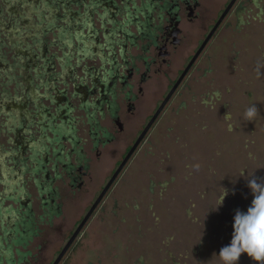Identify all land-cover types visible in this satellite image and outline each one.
I'll return each mask as SVG.
<instances>
[{"label":"rangeland","instance_id":"rangeland-1","mask_svg":"<svg viewBox=\"0 0 264 264\" xmlns=\"http://www.w3.org/2000/svg\"><path fill=\"white\" fill-rule=\"evenodd\" d=\"M9 1L0 4V158L4 168L0 202L4 218L14 224L17 205L4 198L31 200L35 213L40 212L38 191L27 183V178L33 166L43 163L28 161V155L31 157L30 153L35 152L47 158L53 150L62 153L63 163L72 161L76 146L66 123L72 125L77 115H84L71 108L66 119L60 115L57 122L65 127L61 141L56 138L55 142L53 135L39 129L38 126L49 124L55 117L54 113L48 115V104L40 99L45 91L40 89L42 82L37 80L35 70L50 76L52 92L56 90L54 80L59 74L65 80L74 74H84L90 85L99 90L93 99L101 100L102 85L106 91L111 75L108 71L121 62V52L127 54L131 49V40L124 32L136 34L137 30L136 4L120 9L110 4L102 9L100 13L105 14L107 22L102 27L92 20L94 10L86 7L74 8L77 17L69 18V24L48 26L33 20L40 10L24 8L28 0H18L23 7H14ZM226 1L203 0L206 10L203 19L215 21ZM241 1L249 6L247 0ZM235 11L228 13L183 86L112 184L104 211L96 213L71 255L61 264H222L218 255L222 247L231 243L236 211L246 213L254 198L248 179L254 177L264 182V13L257 18L256 8L243 12L240 24ZM66 12L71 13V9ZM15 14L27 16L32 22H10ZM50 29L60 30L61 38L58 31L46 36ZM200 33L201 30L196 31L195 40H187L186 54L194 49ZM50 43L55 44L48 52ZM58 62L60 68L49 69L50 64ZM175 75L174 70L171 77ZM162 82L165 85L161 90L145 97L144 104L149 107L146 112L161 103L168 81ZM16 85H20L18 90ZM60 89L64 90V85ZM31 101L34 103L28 105ZM253 105L258 114L248 121L244 113ZM145 115L136 117V127L144 123ZM9 116L19 130L7 137L2 133V125L9 123ZM82 120L75 134L82 141L77 150L89 146L84 131L87 124ZM8 139L14 149L6 148ZM125 147L123 140L106 146L100 166L96 168L95 164V170H91L89 188L74 196L69 193L72 196L69 198L63 195L61 215L70 223L81 215ZM112 149H117L115 154ZM11 151L21 157V163L9 162ZM197 164L199 170L194 167ZM61 189L68 190V185H62ZM225 189L229 194L223 205L218 211L212 210L218 206ZM64 216L47 228L39 240L46 241V259L57 256L56 249L63 238L57 226ZM0 243V252L9 253L5 240ZM238 264L257 262L244 253Z\"/></svg>","mask_w":264,"mask_h":264},{"label":"flooded vegetation","instance_id":"flooded-vegetation-1","mask_svg":"<svg viewBox=\"0 0 264 264\" xmlns=\"http://www.w3.org/2000/svg\"><path fill=\"white\" fill-rule=\"evenodd\" d=\"M231 1L232 0H227L223 11L218 13L215 21L210 22L203 19L204 13L206 12L203 0L27 1L24 8L29 6L32 8L36 7L40 10L39 14L33 15V20L48 26L69 24V18L77 17L78 12L73 9L86 7L92 11L94 10L91 14L92 20L100 23V26L102 27L107 23L104 20L105 14L100 13L102 9H105V7L110 4L118 9L124 6L129 7L130 4H136L134 8V23L136 25H133H135L134 27H136L137 32L136 34L132 32H124V35L131 40V46L129 47L131 49L127 54H124V51L121 52V62L118 64L116 63L114 68L108 71L111 75L108 79L109 82L106 91L102 85L101 94L103 97L101 100L96 101L93 99L96 94H99V90L94 87L92 83L90 85L83 72V76L74 74L72 75V78H68L67 80H65L63 75L59 74L54 80L56 90L52 92L53 89L49 86L51 80L50 76L48 74H39V72L35 70L36 78H38L37 80L42 82L40 89L43 88L45 91L40 99H42L46 105L48 104L46 109L48 115L50 116L54 113L55 117L54 120L53 118L51 119L49 124L44 123L42 126H38L39 129L46 130L50 135H53V138L55 137V142L56 138L61 141L62 138L60 135L62 134V129L65 127L62 128L57 122L59 121L60 115L66 119L68 117V109L70 108L78 113L83 112L84 115H77V120L75 119V122L72 125L66 123V126L71 128L72 134H74V136L72 135V138H74V145L76 146L72 150L73 155H75V158H72V161L68 160L67 163H63L62 153L60 152L59 154H56L53 150H50L51 152L48 154L49 156L47 158L44 156L41 157L35 152H31V157L29 155L27 157L28 161L33 160L35 163L36 161L41 160L43 163L42 166L39 167L33 166L32 170L29 171V177L27 178V183L35 186L38 191L40 212L38 214L35 213L32 208L31 200L25 202L21 201V198L19 200L17 198H4L6 201L11 200L14 206L17 205L15 207L17 214L16 221L14 224L12 223V225L4 218L3 202H0V241L5 240L6 248L9 251L7 254L0 252V261H5L6 264H53L64 247L68 244L73 234L78 230L84 218L87 216V213L92 208L114 172L136 143L137 139L157 111L159 105L186 69L209 33L216 26L221 15ZM260 1L262 0H247V2H249V7L248 5H243L241 0H234L229 11L220 21L213 35L190 67L166 106L175 96L178 89L183 86L186 77L195 66L200 55L207 47L210 40L214 37L217 29L223 23L228 13L231 10H236V16L241 24L242 20L240 19V14L250 11L252 8H256L259 10L256 16L257 18H260L262 13H264V4H260ZM9 2L14 7H23V5L19 4L18 0H11ZM1 3L3 5V0H0V4ZM52 8H54V10H52ZM66 9H71V13H67ZM63 11L67 14H63ZM51 12H54V14ZM10 22L30 24L32 19L30 20L29 17L21 14H15L10 19ZM124 24L127 26L128 22H124ZM208 27H210V30L207 31L206 29ZM199 30H201L202 33H200V36L197 38L196 46L186 54L187 43H189L187 40L190 38H194L195 40V33ZM56 31L59 33L58 38H61L62 33L60 30L55 29L48 30L46 36L50 33L53 34ZM54 44L50 43L49 47H47L48 52L54 47ZM57 66L59 68L61 67L60 62L56 65L50 64L49 69H56ZM174 70L176 71V75L175 77H171ZM164 79H167L168 82L166 84V89L164 90L166 93L162 98L161 103L156 105L154 109L146 112L149 107L144 104L145 97H147L150 92L161 90L162 86L165 85L162 82ZM61 85H64V90L60 89ZM19 86L20 85H16L15 89L18 90ZM77 99L80 101L79 104L77 103ZM103 99H105L104 102H102ZM66 102H68L67 105L65 104ZM32 103L34 102L31 101L28 105ZM38 107L39 106L37 105L36 108L38 109ZM143 113L146 114L145 120L143 121L144 123L136 127L137 124L135 119ZM2 116L6 117L5 114H2ZM159 116L151 125L147 134L137 146L128 162L132 159L140 145L146 139L148 133L156 124ZM9 117V123H3L2 125L4 129L2 133L7 137L14 135L15 131L19 130L16 126L17 124H13V121L11 120L12 117ZM83 118L85 122L84 120H82V122L87 124V130L84 131L88 134L89 146L85 149L81 147L80 150H77V147L81 146V140H78L76 135L80 127L79 120ZM135 127L137 128L136 132L134 131ZM13 128L15 130H13ZM122 140L126 142V147L120 154V157L116 159L113 167L110 170L107 169L108 171H111V173L106 175L102 184H100L98 190L91 198V201L88 202L81 215H78L76 220L70 223L64 215H61L65 203L63 201V195L69 198L72 197L70 194L74 196L75 193L81 192L84 188H89L87 183L89 179L93 178L91 170L94 166L96 167L95 164H97L96 168L100 166L104 151L107 150L105 149L106 146L112 143H120ZM5 144L6 146L8 145V147H6L8 150L14 149V144L10 139H8ZM49 144V149H51L52 141H49ZM24 150L26 151L27 148H24ZM116 150L117 149H112V153L115 154ZM9 153V162L14 164L21 163L20 156L15 154L14 151ZM1 159L2 158H0V184L3 185L1 178H3L4 168ZM128 162L124 165L123 169L128 165ZM61 163L63 164L62 167L60 165ZM101 167L105 169L104 165H101ZM116 180L117 178L115 181ZM115 181L113 183H115ZM57 182H61V185H57ZM62 185H68V190L65 189L62 191ZM110 188L98 203L92 214L85 221L59 264L63 263L71 255L78 243L77 241L86 231L96 213L98 211H104L105 199L110 192ZM61 216L64 217L59 220L57 230L63 238L56 249L57 256L51 259H46L44 254L46 251V241L39 240L44 237L47 228H52L56 220Z\"/></svg>","mask_w":264,"mask_h":264},{"label":"clouds","instance_id":"clouds-1","mask_svg":"<svg viewBox=\"0 0 264 264\" xmlns=\"http://www.w3.org/2000/svg\"><path fill=\"white\" fill-rule=\"evenodd\" d=\"M257 72H259V68ZM257 114L258 108L253 105L246 109L244 118L252 121ZM231 130L232 126L229 125V131ZM194 167L199 170L200 165L197 164ZM243 175L244 173L241 176ZM247 184L254 198L246 213L240 210L236 211L231 243L222 247L218 255L222 264H238L244 253L257 264H264V182H258L253 177L248 179ZM228 194L225 189L219 198L218 206L212 210L218 211Z\"/></svg>","mask_w":264,"mask_h":264},{"label":"water","instance_id":"water-1","mask_svg":"<svg viewBox=\"0 0 264 264\" xmlns=\"http://www.w3.org/2000/svg\"><path fill=\"white\" fill-rule=\"evenodd\" d=\"M233 2H234V0H232L230 2V4L228 5V7L225 9V11L223 12V14L221 15V17H220L218 23L216 24V26L209 33V35L207 36V38L205 39V41L203 42V44L201 45V47L199 48V50L197 51V53L195 54V56L192 58V60L190 61V63L186 67V69L183 71V73L178 78V80L176 81V83L174 84V86L172 87V89L166 95L165 99L159 105V107H158L157 111L155 112V114L153 115L152 119L150 120V122L148 123V125L146 126V128L143 130V132L141 133V135L137 139L136 143L130 149V151L128 152V154L124 158V160L121 162V164L119 165V167L117 168V170L114 172L113 176L110 178L109 182L107 183V185L105 186V188L103 189V191L101 192V194L99 195V197L97 198V200L95 201V203L93 204L92 208L87 213V216L84 218V220L81 223V225L79 226L78 230L73 234V236L69 240L68 244L64 247V249L61 251V253L57 257V259L53 262V264H59L60 263L62 257L67 252L69 246L71 245V243L73 242V240L75 239V237L78 235V233H79L80 229L82 228V226L84 225L85 221L92 214V212L94 211V209L96 208V206L98 205V203L101 201V199L103 198V196L108 191V189L112 186L113 182L115 181V179L118 177V175L122 171L124 165L128 162L129 158L132 156V154L136 150L137 146L140 144V142L143 140V138L147 134V132H148L149 128L151 127V125L154 123V121L157 119V117L159 116V114L162 112V110L166 106L167 102L172 97V95L176 91L177 87L179 86V84L182 82L183 78L185 77V75L189 71L190 67L192 66V64L194 63V61L197 59L198 55L201 53V51L203 50V48L205 47V45L207 44V42L209 41V39L213 35V33L216 30L217 26L219 25L220 21L224 18V16L226 15V13L229 11V9H230L231 5L233 4Z\"/></svg>","mask_w":264,"mask_h":264}]
</instances>
